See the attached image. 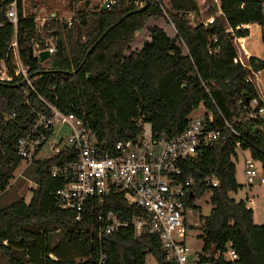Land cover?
<instances>
[{
	"label": "trees",
	"instance_id": "obj_1",
	"mask_svg": "<svg viewBox=\"0 0 264 264\" xmlns=\"http://www.w3.org/2000/svg\"><path fill=\"white\" fill-rule=\"evenodd\" d=\"M12 2L16 25L6 17ZM72 2L76 5L81 0ZM144 3L111 0L108 9L102 10L100 5L90 8L89 1L83 0V8L73 10L69 26L53 17L39 30L36 14L25 13L22 0H0V59H6L8 72L13 74L10 44L15 40L30 74L52 71L33 76L35 90L60 111L83 115L97 150L105 154H111L118 141H135L144 124L150 125L155 137L185 131L200 106L206 113L194 117L203 118L208 128L227 133L225 121L231 123L240 136L230 134L216 140L202 149L199 158L180 166L181 178L194 180V195L210 193V212L198 218V237L203 241L198 264H264V223H254L245 196L234 199L230 195L242 188L236 177L240 155L243 160L247 153L259 162L264 175V113L248 116L264 106L251 81L253 73L264 70V60L248 56L246 63L234 62L233 44L234 38L249 35L245 25L264 27V0H148L143 11L125 16ZM212 16L213 23L208 24ZM89 17L94 19L95 35L82 42L80 28L88 27ZM152 19L158 22L147 27ZM145 28L147 38L133 48L137 33ZM107 29L80 69L71 74ZM47 37L53 39L55 51L41 62L30 55V49L35 43L43 49ZM17 83L14 79L9 86L0 84L1 192L21 163L14 142L30 126L25 99L32 107L48 110L35 93L24 92L26 85ZM253 99L257 100L255 107L251 106ZM58 161L55 157L36 160L37 187L30 200L0 208V259L4 264H97L103 254L102 264H146L148 256L156 264H169L157 232L137 236L128 226L98 239L101 210H112L122 220L147 217L141 209L128 206L121 193L89 199L79 218L75 211L61 209L53 193L66 180L50 174L51 165ZM207 176L218 178L219 185L207 188L201 182ZM192 197L188 196L187 206L198 214V207L189 204ZM55 229H62L63 237L52 245L49 232ZM227 245L237 260H225Z\"/></svg>",
	"mask_w": 264,
	"mask_h": 264
},
{
	"label": "built area",
	"instance_id": "obj_2",
	"mask_svg": "<svg viewBox=\"0 0 264 264\" xmlns=\"http://www.w3.org/2000/svg\"><path fill=\"white\" fill-rule=\"evenodd\" d=\"M8 21L17 23L16 5L12 2L6 12ZM214 16L207 20L213 23ZM70 21L67 22L69 26ZM36 46V48H35ZM12 48L13 74L8 72L6 59H0V82L26 85L24 89L36 94V98L48 109L32 107L28 98L25 104L30 108V126L14 142V149L21 162L31 164L36 160L45 161L59 158L51 165L53 178H64L65 185L57 189L53 195L58 206L64 210L77 213L79 218L86 201L93 197H103L111 192L123 195L128 206H134L145 212L147 217L122 220L112 210H101L97 215L99 223L98 239L102 236L121 231L131 226L137 236L144 232H157L161 247L169 264H198L199 259L193 257L187 245V233L192 227H199L198 220L191 223L192 209L187 206L188 196L192 197L190 205H195L200 194L194 192L192 177L181 178V163L200 157L203 148L210 143L224 139L227 135L240 136L231 123L225 121V131L220 128H208L201 117H193L189 127L172 137H155L149 124H144L141 134L134 141L126 139L114 145L111 154L99 152L94 144V136L82 116L74 111L64 113L55 105L47 102L37 93L30 77L29 66L19 56L16 41ZM48 50L54 53L53 39L46 40L45 47L40 49L35 43L33 56ZM239 61L234 59V62ZM253 99L251 106L255 107ZM206 113V112H205ZM264 113V106L257 112H250V118ZM15 113L13 112L12 115ZM213 121L211 115L208 116ZM42 154L38 158L39 154ZM242 173L247 205L253 206V196L247 195L254 185H264V175L260 164L249 155L243 157ZM207 188L217 187L219 180L215 176H207L201 181ZM190 221V222H189ZM186 223V224H185ZM196 238V237H195ZM226 261L237 260V254L227 245L223 254ZM151 257V256H150ZM152 258V257H151ZM103 254L97 264H102ZM146 264H156L154 259H147Z\"/></svg>",
	"mask_w": 264,
	"mask_h": 264
},
{
	"label": "rangeland",
	"instance_id": "obj_3",
	"mask_svg": "<svg viewBox=\"0 0 264 264\" xmlns=\"http://www.w3.org/2000/svg\"><path fill=\"white\" fill-rule=\"evenodd\" d=\"M89 7L92 8L94 5L102 6L105 0H88ZM27 4V12L36 14V24L37 28L40 30L42 25H46V21L49 18L57 17L61 22L66 23L68 21L72 22L74 17L73 10L82 9L83 8V0L78 4H74L72 0H25ZM87 11H90L88 9ZM53 13V16L50 15ZM215 17V16H214ZM89 25L86 28H80V32L82 34L81 41L85 42L88 38L94 37V19L93 17H89ZM158 20H149L146 24L147 27H150L152 24H156ZM45 23V24H44ZM75 22V26H76ZM147 38L146 28L142 32H138L136 38L133 40L132 47L136 48L141 45V43ZM51 37H47V40H50ZM46 41V40H45ZM34 48V46H33ZM36 48V46H35ZM252 77V76H251ZM257 83V82H256ZM258 85V84H257ZM259 89V85H258ZM259 92L264 93L261 89ZM264 96V94H262ZM206 110L200 106L195 113V116H200L205 114ZM247 155V153H244ZM42 154L38 155V158L41 157ZM242 155L239 157V161L237 163V181L242 184L244 182V175L242 173ZM36 165L35 161L31 164H26L21 162L17 168L14 170L13 177L10 179L7 188L5 191H0V208H3L10 203L18 200H24L28 202L31 198L32 190L37 187L36 183ZM258 191L259 197H255L254 205L252 206L253 210V221L255 224H262L264 219V201L262 196V190L259 188L256 189ZM246 192L245 188L239 189L236 193H231V197L234 199H240L244 197V193ZM254 193H256L254 191ZM209 196L210 193L205 192L195 201V206L198 207V214L194 212L191 214V223L193 221L198 220V218L207 216L211 209V204L209 203ZM189 221V222H190ZM50 242L54 245L56 242L60 241L63 237V230L62 229H55L50 230ZM200 235L201 231L200 228L192 227L190 231L187 233L186 242L190 248V252L193 254V257H197L199 253L202 252L203 241L200 237H193V235ZM150 259V256L147 257ZM153 259V258H151ZM4 259H0V264H4Z\"/></svg>",
	"mask_w": 264,
	"mask_h": 264
},
{
	"label": "crops",
	"instance_id": "obj_4",
	"mask_svg": "<svg viewBox=\"0 0 264 264\" xmlns=\"http://www.w3.org/2000/svg\"><path fill=\"white\" fill-rule=\"evenodd\" d=\"M22 7H23L24 12L27 13V4L25 0H22ZM50 15L53 16V13H50ZM245 28H247L249 31V35L247 37H245L244 39H238V38L233 39V44L236 50L237 59L241 63H246L247 62L246 58L248 56H254L261 60H264V27L262 28L256 23H251V24L245 25ZM251 81L254 83L259 97L264 101V96H262V94L264 93L262 92L261 94V92H259V90L261 89L264 91V70H261L257 73H253L251 77ZM257 84L259 85V89H258ZM195 113L196 111H194L191 114V116L194 117ZM242 166H243V160H242ZM258 188L259 190L260 189L262 190V196H263L264 194L263 186H260V185H254L247 195L253 196V199H255V197H259V195L257 194L258 191H256V189ZM254 191L256 193H254ZM250 207L252 208V206ZM263 222H264V219H263ZM193 237L197 238L198 235L195 234L193 235ZM149 260H151V257Z\"/></svg>",
	"mask_w": 264,
	"mask_h": 264
},
{
	"label": "water",
	"instance_id": "obj_5",
	"mask_svg": "<svg viewBox=\"0 0 264 264\" xmlns=\"http://www.w3.org/2000/svg\"><path fill=\"white\" fill-rule=\"evenodd\" d=\"M111 4V0H105L104 2H103V4H102V6H101V9L102 10H107L108 9V7H109V5ZM147 4H148V0H145V3L143 4V5H141L139 8H137V9H135V10H133V11H130V12H128L125 16H127V15H129V14H132V13H136V12H141V11H143L144 9H145V7L147 6ZM125 16H123V17H121L114 25H117L118 23H120L123 19H124V17ZM113 25V26H114ZM109 29H107L105 32H103L100 36H99V38L92 44V46L90 47V49L87 51V53H86V55H85V58L83 59V61L81 62V64L73 71V72H71V74H74V73H76L79 69H80V67L83 65V63L85 62V60H86V58H87V56H88V54L91 52V50L98 44V42L103 38V36L106 34V32L108 31ZM30 55H32L33 56V48H31L30 49ZM50 57V53H49V51L48 50H42V51H40L39 52V55H38V58H39V60L41 61V62H43V61H45L46 59H48ZM45 72H52V71H50V70H40V71H38V72H36V73H33V74H31L30 75V77H33V76H35V75H37V74H41V73H45ZM0 84L1 85H10L9 83H4V82H0ZM20 85H22V83L21 84H16L15 86H20ZM2 118V116H1V114H0V119Z\"/></svg>",
	"mask_w": 264,
	"mask_h": 264
},
{
	"label": "bare ground",
	"instance_id": "obj_6",
	"mask_svg": "<svg viewBox=\"0 0 264 264\" xmlns=\"http://www.w3.org/2000/svg\"><path fill=\"white\" fill-rule=\"evenodd\" d=\"M111 5V4H110Z\"/></svg>",
	"mask_w": 264,
	"mask_h": 264
}]
</instances>
